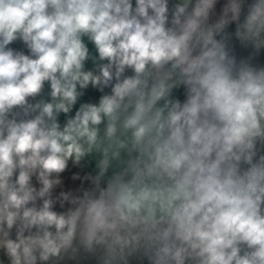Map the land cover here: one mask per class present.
<instances>
[{
	"label": "clouds",
	"instance_id": "obj_1",
	"mask_svg": "<svg viewBox=\"0 0 264 264\" xmlns=\"http://www.w3.org/2000/svg\"><path fill=\"white\" fill-rule=\"evenodd\" d=\"M0 264H264V0H0Z\"/></svg>",
	"mask_w": 264,
	"mask_h": 264
},
{
	"label": "water",
	"instance_id": "obj_2",
	"mask_svg": "<svg viewBox=\"0 0 264 264\" xmlns=\"http://www.w3.org/2000/svg\"><path fill=\"white\" fill-rule=\"evenodd\" d=\"M12 47L17 48V49H21V50L23 49V46H22V44L19 41H17L16 43H14L12 45Z\"/></svg>",
	"mask_w": 264,
	"mask_h": 264
}]
</instances>
